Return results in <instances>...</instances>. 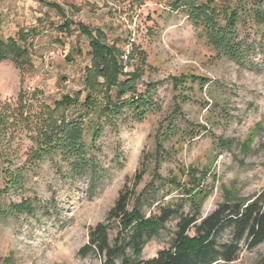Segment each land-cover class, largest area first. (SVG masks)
Segmentation results:
<instances>
[{
  "label": "rangeland",
  "instance_id": "obj_1",
  "mask_svg": "<svg viewBox=\"0 0 264 264\" xmlns=\"http://www.w3.org/2000/svg\"><path fill=\"white\" fill-rule=\"evenodd\" d=\"M207 2L0 0V38L29 47L22 70L0 62V264H101L79 254L97 224L113 244L162 206L206 215L264 193V0ZM79 24L126 53L121 79L149 103L112 110L118 87L87 91ZM67 94L77 102L56 104ZM122 193L144 221L113 213ZM175 229L174 218L141 257L170 247ZM228 264H264V242Z\"/></svg>",
  "mask_w": 264,
  "mask_h": 264
},
{
  "label": "trees",
  "instance_id": "obj_2",
  "mask_svg": "<svg viewBox=\"0 0 264 264\" xmlns=\"http://www.w3.org/2000/svg\"><path fill=\"white\" fill-rule=\"evenodd\" d=\"M214 1L208 0L207 7ZM49 6L64 15V29L70 30L75 22L65 15L63 8L56 3H50ZM197 13L202 14L204 20L212 22L210 21L213 20L212 16L206 15L204 8H199ZM234 15L236 16V12ZM258 15L261 21H264V13L259 12ZM233 17H230V20ZM79 29L91 39L92 59L91 65L86 68L85 79L87 91H94L95 86H107L108 89L118 87L117 100L111 101L108 106L112 110L127 104L142 107L149 103L150 100L144 95L137 94L135 79H121V75L124 74L123 57L126 53L115 44L104 41L101 30L94 34L92 29L84 24H79ZM214 35L216 33L212 36ZM19 37L26 43L27 33L20 32ZM10 56L22 70L24 64L29 61V47L26 44L21 45L14 37L0 38V62ZM100 78L104 80L100 82ZM91 98L92 95L88 94V101L92 100ZM76 102V98H71L67 94L56 104L70 106ZM61 127L62 125H59V132H64L66 129L63 130ZM77 129V127L67 129L66 135L69 137L78 135ZM45 134L49 135L47 131ZM55 134L56 132L51 133L53 136ZM53 136H48L49 140H52ZM127 202V195L122 193L117 199L113 213L115 215L124 213L128 217V222L144 221V216L138 208L127 213ZM174 218L176 229L171 246L159 250L151 258H142L147 242ZM148 220L153 224L144 223L145 226L142 228L117 237L113 244L102 224H97L90 229L89 242L80 248L79 254L86 256L89 253H97L103 257L101 264H228L237 260L243 249H254L264 242V193L251 199L227 198L206 215L195 208L186 212L182 208L165 205L161 207L158 215Z\"/></svg>",
  "mask_w": 264,
  "mask_h": 264
}]
</instances>
